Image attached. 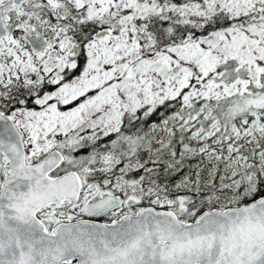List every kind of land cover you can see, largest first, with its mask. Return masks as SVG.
Here are the masks:
<instances>
[{
    "label": "rangeland",
    "instance_id": "rangeland-1",
    "mask_svg": "<svg viewBox=\"0 0 264 264\" xmlns=\"http://www.w3.org/2000/svg\"><path fill=\"white\" fill-rule=\"evenodd\" d=\"M37 1L43 0H27L26 4ZM68 1L70 7H75L76 11L84 14L93 27L107 30L104 38L89 44L84 54L85 66L77 77L60 84L65 72L70 75L76 65V53L70 51L64 36L66 33L60 34V43L53 51L37 57H32L27 50L13 54L14 46L10 42V35L0 39V92L20 87L19 81L22 82L23 79L24 83H28L32 75L37 81L38 89L41 85L51 87V92L31 101L34 110L21 107L11 114L16 128L22 134L28 161L35 160L52 149L61 152H67L69 148L77 150L85 142L91 143L103 138L117 131L123 112L134 113L143 107L149 112L164 100L175 98L182 89H186L183 98L187 106L193 99L201 96L214 99L240 96L249 91V85L257 83L263 72L264 0H206L203 8L190 6L181 9L169 6L166 2L161 4L159 0ZM11 2L12 0H0V12L2 10L6 24L13 30L19 28V23L24 26L30 24L32 16L25 15L24 11L16 9ZM43 2L51 6L50 0ZM240 9L247 16L244 24L216 32L206 39H195L180 46L165 48L158 47L160 43H155L152 35L145 33L141 25L135 22L136 19L163 18L167 19V23H172L179 19L185 21L186 17L187 22L193 24L192 17L205 12L224 10L230 11L232 15H239ZM11 60L16 67L11 66ZM229 60L246 69L247 79L238 80L231 86H219V81L215 79L206 84L201 82ZM189 85L192 87L188 88ZM76 101L78 104H75V108L68 107ZM251 104L264 106V97L251 100L249 105ZM186 115V118L174 115L172 121L183 124V127H191L198 121L200 109ZM194 129L195 136L201 137L203 134L209 135L213 126L206 133H203L199 125L195 124ZM244 130L245 135L249 134V131ZM212 154L217 159L228 155L218 148L213 149ZM261 154L264 155V149L258 153ZM65 163L70 168L81 166L80 170L86 167L83 171L89 177H93L100 169L105 176V180H100L105 182L104 186L114 182L113 185L119 192L128 195L137 203L136 207H140V187L116 176V172L125 166L123 163L121 168L118 167L120 162L116 151H107L97 159L89 160L88 163L94 167L74 162L69 156ZM88 168L97 169L94 172ZM110 175L115 180H110L109 183ZM245 179V193L250 196L255 193L254 182L250 177ZM89 182L91 181H87L89 185L84 189L79 204L47 209L41 219L49 226L51 222L57 224L73 219L86 201L101 194L100 188ZM148 206L179 211L182 221L186 222L197 212L189 209L184 198H153Z\"/></svg>",
    "mask_w": 264,
    "mask_h": 264
},
{
    "label": "trees",
    "instance_id": "trees-1",
    "mask_svg": "<svg viewBox=\"0 0 264 264\" xmlns=\"http://www.w3.org/2000/svg\"><path fill=\"white\" fill-rule=\"evenodd\" d=\"M63 1L69 5L67 0ZM205 1L159 0L161 4L166 2L177 9L190 6L203 8ZM243 12L242 9L239 10V15H232L230 11L224 10L205 12L200 16H193V24L188 23L186 17L185 21L179 19L172 23H167V19L163 18L136 19L135 22L141 25L145 33L152 35L155 43H160L158 47L165 48L180 46L195 39H206L216 32L244 24L247 16ZM85 62L84 56L78 54L75 69L70 75L69 72L65 73L60 84L77 77ZM246 75L244 67L229 60L201 82L206 84L215 79L219 81V86H231L238 80L247 79ZM191 87L189 85L188 88ZM247 90V93L240 96H222L216 99L201 96L193 99L187 106L183 98L186 89H182L175 98L164 100L149 112L145 107L134 113L123 112L117 131L94 142H85L77 150L69 148L63 153L74 162L94 167L88 163L89 160L97 159L107 151H116L119 154L118 167L121 168L123 163L127 166L118 170L116 176L140 187L141 205H148L153 198H184L189 209L197 210L189 221L205 210H222L249 204L264 194V155H258L264 149V106L249 105L251 100L264 97V69L257 83L249 85ZM48 92H51V87L41 85L37 96L42 97ZM26 98L17 86L12 91H1L0 111L11 115L21 107L34 110L32 98ZM77 101L68 107L75 108ZM198 108L200 115L195 124L203 129V133L213 126L209 135L195 136V124L183 127V124L172 121L174 115L186 118L187 113H194ZM205 116L208 118L205 119ZM244 129L249 134L245 135ZM215 148L228 155L222 159L215 158L212 154ZM46 153L33 162L42 159ZM80 168L81 166L71 169L81 171ZM247 177L252 178L255 188V193L250 196L245 193ZM101 179L103 175L98 169L93 174V181L100 182ZM175 213L182 220L180 212Z\"/></svg>",
    "mask_w": 264,
    "mask_h": 264
},
{
    "label": "water",
    "instance_id": "water-1",
    "mask_svg": "<svg viewBox=\"0 0 264 264\" xmlns=\"http://www.w3.org/2000/svg\"><path fill=\"white\" fill-rule=\"evenodd\" d=\"M24 2L12 0V5ZM7 34L0 13V39ZM106 34L104 29L94 38ZM25 39L40 54L54 43ZM0 153L11 173L0 186V264H264V194L240 207L203 211L191 222L153 206L107 225L91 221L120 208V199L107 196L83 209L84 220L48 231L37 214L51 205L77 202L78 174L50 177L64 161L57 150L27 164L22 137L3 111Z\"/></svg>",
    "mask_w": 264,
    "mask_h": 264
},
{
    "label": "flooded vegetation",
    "instance_id": "flooded-vegetation-1",
    "mask_svg": "<svg viewBox=\"0 0 264 264\" xmlns=\"http://www.w3.org/2000/svg\"><path fill=\"white\" fill-rule=\"evenodd\" d=\"M26 1L27 0H25V2L21 6L15 7V8L21 11H24L25 15L32 16V20L30 24H27L24 26V24L19 23L18 24L19 28H15L13 30L12 27L8 26L4 20L5 25L8 29L7 36L10 35V42H12L14 46L13 51H12L13 54L15 52L21 53L23 50H27L32 55V57H37L39 55H42L38 52L33 51L28 41L25 39L26 35L30 36L31 38L43 37L46 39V41L54 40V43L49 46L48 52H50V51H53L60 43V39H61L60 34L63 35L64 33H66L64 36H66V40L69 43V47L71 49L70 51H74L76 53L74 57L75 63H76L78 54L83 55L85 57L84 55L85 51L87 50L89 44L92 41L102 39V38L95 39L94 38L95 34L99 32L100 30L97 29V27H93L91 24H89L88 20L84 17V14L76 11L75 7L74 9L71 8L70 5H67L63 0H50L51 6L46 5L47 3L43 2L44 0L41 2H38V1L32 2V4L28 3L29 5L26 4ZM88 30H90V32ZM10 62L12 63L11 64L12 67H16V64H14L12 60ZM11 77H14V76L12 75ZM23 80L22 82L19 81L21 84L19 87L20 90H22L24 92V95L27 96L26 99L32 98V101H34L38 97L37 96L38 84H37L36 79L32 75V78L30 81H28V83H24ZM31 128L34 129L35 127H31ZM19 133L22 137V134L20 131ZM22 141H23V137H22ZM23 145H24V142H23ZM24 150H25V147H24ZM25 155H26V151H25ZM26 162L27 164H33V159L32 160L29 159L28 161L27 155H26ZM64 168L67 172L71 171L70 167H66V164L64 165ZM83 169L80 175L81 182H82V193H81V196L78 202H75V203L66 202V203H60L57 205H52L37 214L38 218L43 222V224L45 225L48 231H50V229L52 230V228L59 223L55 224L51 222V226H49V224H47L44 219H41V215L43 214V212L47 209H51L54 207H59V206L67 207V206H74L76 204H79V202L82 200L84 189L89 185L87 184L88 180L91 181L89 183H93L94 185L100 188L101 194L97 195L93 199L86 201L80 208L79 214L74 216L73 219L68 220L67 222H61V223H69V222H76L79 220H83L84 217L82 215V211L84 207L87 206L88 204L95 203L107 196H116L118 199H120L121 200L120 208L115 209L97 219H90L91 221H95V222H98L100 224H105V225L111 224L112 222L119 220L123 216L134 215L136 211L142 207V205H140V207L137 208L136 207L137 203L134 200L128 197V195H125L123 192H119L117 188L113 185L114 182L111 183V185L109 186H104L105 182H101V181L94 182L93 177H89L87 174H85ZM88 169H93V171L95 172L97 168H88ZM65 170L61 168L55 171L53 174H50V177L59 176L65 173ZM9 178H11V173L9 171V162L0 153V186L3 182L8 180ZM111 178L112 176L110 175L108 177L109 183H110V180L111 181L115 180ZM103 180H105L104 175H103ZM107 189H111V190H107ZM0 191H1V188H0Z\"/></svg>",
    "mask_w": 264,
    "mask_h": 264
}]
</instances>
